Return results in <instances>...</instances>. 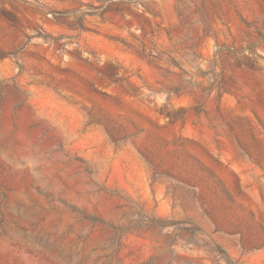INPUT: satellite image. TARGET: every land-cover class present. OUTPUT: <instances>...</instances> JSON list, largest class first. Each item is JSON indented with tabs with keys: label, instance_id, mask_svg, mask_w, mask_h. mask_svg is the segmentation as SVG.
<instances>
[{
	"label": "rangeland",
	"instance_id": "374dc122",
	"mask_svg": "<svg viewBox=\"0 0 264 264\" xmlns=\"http://www.w3.org/2000/svg\"><path fill=\"white\" fill-rule=\"evenodd\" d=\"M0 264H264V0H0Z\"/></svg>",
	"mask_w": 264,
	"mask_h": 264
}]
</instances>
